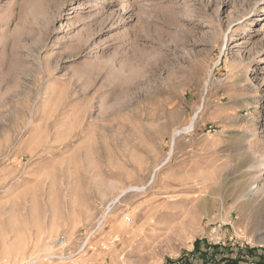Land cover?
I'll return each instance as SVG.
<instances>
[{
    "label": "rangeland",
    "instance_id": "rangeland-1",
    "mask_svg": "<svg viewBox=\"0 0 264 264\" xmlns=\"http://www.w3.org/2000/svg\"><path fill=\"white\" fill-rule=\"evenodd\" d=\"M262 163L264 0H0V264L264 255Z\"/></svg>",
    "mask_w": 264,
    "mask_h": 264
},
{
    "label": "trees",
    "instance_id": "trees-1",
    "mask_svg": "<svg viewBox=\"0 0 264 264\" xmlns=\"http://www.w3.org/2000/svg\"><path fill=\"white\" fill-rule=\"evenodd\" d=\"M193 246L194 253H192V256H185L183 259H180L178 263L197 264L198 261L206 263L207 260L210 259L209 255H211L212 258L210 260L214 264H240L245 258H252L253 264H264V255L261 252L257 253V250L253 248H247V252L241 251L234 253V250H231L225 254L224 251L220 250L218 247L209 249L207 246L206 248H202L197 241H195Z\"/></svg>",
    "mask_w": 264,
    "mask_h": 264
},
{
    "label": "bare ground",
    "instance_id": "bare-ground-1",
    "mask_svg": "<svg viewBox=\"0 0 264 264\" xmlns=\"http://www.w3.org/2000/svg\"><path fill=\"white\" fill-rule=\"evenodd\" d=\"M258 169L261 171H264V163H262V164H260V165H258ZM132 188H134V187H132ZM128 189V190H139L138 189V187H136V189ZM123 193V192H122ZM114 202V201H113ZM257 211V210H256ZM254 212L253 213V215H252V221H253V223L254 224H257L258 222H260L263 218H264V214H263V216L261 217L260 215H259V212ZM260 240L261 241H263L264 242V238H260ZM16 257V256H15Z\"/></svg>",
    "mask_w": 264,
    "mask_h": 264
},
{
    "label": "built area",
    "instance_id": "built-area-1",
    "mask_svg": "<svg viewBox=\"0 0 264 264\" xmlns=\"http://www.w3.org/2000/svg\"><path fill=\"white\" fill-rule=\"evenodd\" d=\"M124 220L128 222L130 220V217L126 215L124 217ZM56 242L59 248H64L67 245V236L63 233L60 234L57 237Z\"/></svg>",
    "mask_w": 264,
    "mask_h": 264
}]
</instances>
